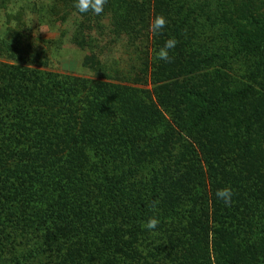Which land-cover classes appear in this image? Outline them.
Listing matches in <instances>:
<instances>
[{"label":"trees","instance_id":"obj_1","mask_svg":"<svg viewBox=\"0 0 264 264\" xmlns=\"http://www.w3.org/2000/svg\"><path fill=\"white\" fill-rule=\"evenodd\" d=\"M237 2L76 11L71 44L91 76L52 79L48 99L18 98L16 67L0 64V264H264V20ZM156 15L167 24L154 36ZM170 38L172 62L157 60ZM119 49L126 59L105 60ZM58 184L68 214L21 222L14 199L41 216Z\"/></svg>","mask_w":264,"mask_h":264},{"label":"rangeland","instance_id":"obj_2","mask_svg":"<svg viewBox=\"0 0 264 264\" xmlns=\"http://www.w3.org/2000/svg\"><path fill=\"white\" fill-rule=\"evenodd\" d=\"M243 1L245 4L238 7ZM74 3L75 0H0V64L18 69H15L18 76V98L31 93L33 98L42 94L40 99H48L51 86L57 87L51 82L52 79L58 81L55 78L59 77V80L72 83L91 76L82 66L84 53L71 44L76 15ZM237 7L244 13L243 17L251 15L264 20V0H238ZM204 13L208 16L218 14L208 7L204 8ZM61 36V48L49 47L48 42L58 41ZM126 41L135 44L139 51L140 42ZM119 56L127 58L120 49L104 58L112 61ZM64 193L62 184L61 188L58 184L57 189L48 190V200L38 202L41 216L37 217H29L33 214V204L26 194L21 193L18 199H14L18 214L23 216L20 221L40 222L42 227L53 220H60L68 214L70 204ZM6 259L9 263L13 261L12 256H7ZM46 259L44 257L43 262ZM209 259L213 261L211 256Z\"/></svg>","mask_w":264,"mask_h":264},{"label":"clouds","instance_id":"obj_3","mask_svg":"<svg viewBox=\"0 0 264 264\" xmlns=\"http://www.w3.org/2000/svg\"><path fill=\"white\" fill-rule=\"evenodd\" d=\"M107 0H75L73 7L76 9L77 13H93L95 15H101L104 12V7ZM167 21L163 15H156L150 22L149 30L155 36L162 32L163 28L166 26ZM177 44L175 38H170L165 41L164 45L155 52V58L167 63H171L173 57L169 55L170 50L174 49ZM233 190L231 187H224L218 189L215 193L218 200L222 201L225 206H230L232 204ZM159 201H152V210L156 211V206ZM160 221L153 217H150L144 224L143 228L149 231H154Z\"/></svg>","mask_w":264,"mask_h":264}]
</instances>
